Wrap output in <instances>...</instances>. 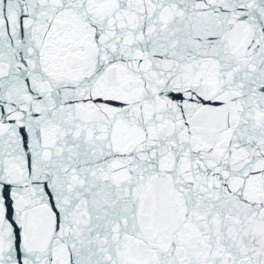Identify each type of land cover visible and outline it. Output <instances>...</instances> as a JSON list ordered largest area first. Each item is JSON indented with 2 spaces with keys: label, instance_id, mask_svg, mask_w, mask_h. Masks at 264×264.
I'll use <instances>...</instances> for the list:
<instances>
[{
  "label": "snow or ice",
  "instance_id": "obj_1",
  "mask_svg": "<svg viewBox=\"0 0 264 264\" xmlns=\"http://www.w3.org/2000/svg\"><path fill=\"white\" fill-rule=\"evenodd\" d=\"M0 264H264V0H0Z\"/></svg>",
  "mask_w": 264,
  "mask_h": 264
}]
</instances>
